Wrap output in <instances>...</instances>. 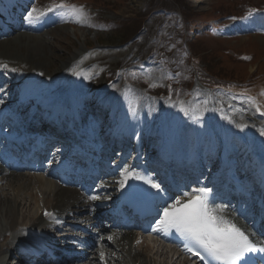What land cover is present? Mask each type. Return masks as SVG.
Returning <instances> with one entry per match:
<instances>
[{"label":"bare ground","instance_id":"bare-ground-1","mask_svg":"<svg viewBox=\"0 0 264 264\" xmlns=\"http://www.w3.org/2000/svg\"><path fill=\"white\" fill-rule=\"evenodd\" d=\"M194 1L198 4L205 3V0ZM18 3L22 4L21 7H19ZM24 4V2L21 3L19 0L0 1V11L5 13L7 17H2V22L0 23V114L5 116L3 126L10 127L16 121L25 120L29 112H38L40 116L51 118L53 116L52 107H55L63 98L70 100L76 95V97H82L83 100L81 102L86 104L90 112L94 113L96 117L103 119L92 121L91 125L95 129L106 130V128L114 125L115 128L119 127L120 131L124 133L126 129V132L131 136L133 135V139L137 143L149 140L150 146L157 147L162 145L163 149L155 154L154 159H163L164 156H167L171 164L169 165L168 163V166L176 167L179 164V169H184L187 165H192L195 170L197 165L204 164L205 170L202 176L196 177L192 175L186 180L191 187L196 179L200 178L203 180L211 171L215 172L219 169L217 179L223 182L228 181L229 178H225L227 175L230 177L231 174L240 175L241 173L249 172L250 174L247 178L239 180V184L243 185L247 191L250 190V193L252 192L249 188L253 179L259 174L251 172V166H253L255 159L250 158V153L252 152L253 157L256 153L264 155V129L259 128L264 126V124L254 120L252 117L250 119L253 122H246L240 119L238 117L239 112L250 115V112L245 107L235 109V106H232L233 110L227 113L221 107L224 102L218 101L217 106H219L216 108V112L210 100L206 101V105L203 106L202 102V105H200L199 97H193L191 103L192 105L196 104L197 108L188 106L190 108L188 119L190 123L201 129L190 133L189 136L180 137L179 134L183 133L185 129L186 132L190 131V129L181 127L183 131L179 132V120L185 115L186 104H179L174 109H170V107H165L161 103L151 104L146 102L144 98L133 90L120 85L105 89L99 81L92 80L95 71L92 68L86 69L91 64V61L86 58L85 53L82 51L73 52L64 63L53 68L50 73L41 72V69L46 71L44 66L46 67L47 63L43 61L33 65L31 63L28 65L29 67L25 66L30 60L24 61V59L32 58L33 55L36 56L33 50L38 45L42 46L41 42L43 46L50 44L44 37V34H47L48 31L45 30L46 32L42 33V30L55 21L43 20L36 22L40 24V28L36 30L31 27L21 26L19 18L24 10ZM14 9H16V12L13 11ZM39 19L40 17L34 21ZM83 23H86V21H83ZM12 24L18 27L16 31L10 28ZM4 29L5 31L3 32ZM231 29L247 30V26L242 23L231 27ZM20 47H31L32 51L22 53V55H11L12 50ZM17 56L21 59L18 60ZM104 58V55L96 56L94 62L96 64H104ZM22 61L24 63L19 65V62ZM14 73L16 74L14 75ZM47 103L49 104L48 106H46ZM21 109H27L25 116L21 113ZM118 115L122 117L119 123L115 119ZM126 121L132 123L129 130L127 125H125L129 122ZM208 123L213 124L218 133L222 135L223 144L218 141L220 138L207 144L199 140L203 135L209 138L215 136ZM239 125L246 127L250 135H247L248 131H241L237 134L236 132L239 130L237 126ZM29 127H31V123L24 125L25 130ZM19 132L18 130L14 131L15 134ZM107 135L103 134V136L98 138V147L94 153L103 156L100 152H105L107 145L103 144V139ZM154 135L161 138L151 142L150 139ZM112 138L115 139L114 137ZM193 139H196V142L191 147L188 141ZM163 140L164 142H161ZM116 141H119V135L116 137ZM232 142L236 144L235 148L230 147ZM176 145L183 146L187 152L181 162L175 161L174 158V147ZM191 148H194L195 152L204 153L201 154L200 162H197L191 156ZM126 149L127 153H132V157V145H126ZM141 149L143 153L146 152L143 146ZM105 153H109V151ZM230 153L234 155L245 154L243 158L232 161L227 158ZM129 159L130 157L124 156L115 160L129 166L132 164ZM97 162L98 164L100 163L99 161ZM230 165H235L236 168L230 167ZM121 167L118 169H122ZM119 175L109 178L106 184L107 190L110 189L108 195L103 196L99 204L90 202L89 204L92 206L90 207L89 205H84L85 199L79 194L80 192L77 189L58 186L56 180L50 174L28 171L15 173L0 165V264L5 263L6 254L20 247V240L32 239L33 242H37L41 233H49L52 230L50 224L54 220L60 221L69 218L70 221H68L70 223L76 220V223L80 224H83V222L85 224L93 221L97 222L96 215L101 213L103 209L109 205H118L116 197L122 193L124 188H121L120 181L127 176L122 170L119 171ZM167 178L168 180L165 184H159L161 188L169 187L171 180L181 178V174L173 172ZM208 186H211V182L208 183ZM214 188H217L216 184H214ZM170 191L174 192L175 189L170 188ZM100 204L103 205L101 206ZM46 212L50 215H45ZM113 218V215L109 216V219ZM99 228L96 227L93 231L100 234L107 229L106 226L101 225H99ZM110 232L113 233L111 244L106 243L105 237L97 240L98 244L101 245V253H96L97 255L94 256L97 259L105 257L107 260L108 257L111 258L112 254H115V260L118 264H186L184 260L177 259V257L174 258L173 252L175 250L168 245L163 246L157 243L152 237V239H141L142 242L135 246L134 242L137 238L133 232L115 229H110ZM25 256L29 257V255L24 254L19 255L17 264H22ZM77 257L80 256L78 255Z\"/></svg>","mask_w":264,"mask_h":264},{"label":"rangeland","instance_id":"rangeland-1","mask_svg":"<svg viewBox=\"0 0 264 264\" xmlns=\"http://www.w3.org/2000/svg\"><path fill=\"white\" fill-rule=\"evenodd\" d=\"M33 9V13L53 9L58 21L44 34L50 44L41 42L33 50L36 56L24 59L30 60L25 66L43 61L46 71L41 72L50 73L73 52L82 51L91 61L86 69L95 71L92 80L105 89L128 85L145 99L148 91L157 96L171 91L173 98L154 97L165 107L191 102L193 97L205 102L207 95L215 108L218 101L224 102L221 107L227 112L232 105L245 107L253 119L264 123V29H254L264 15V0H205L203 4L194 0H33L22 18ZM136 18L139 23L134 22ZM235 20L246 24L247 30H232ZM137 26L141 30L128 38ZM28 51L32 48L20 47L11 55ZM103 55L105 63L96 64V56ZM200 80L216 89H207ZM251 94H259L263 103L258 104ZM238 115L252 122L245 113Z\"/></svg>","mask_w":264,"mask_h":264},{"label":"snow or ice","instance_id":"snow-or-ice-1","mask_svg":"<svg viewBox=\"0 0 264 264\" xmlns=\"http://www.w3.org/2000/svg\"><path fill=\"white\" fill-rule=\"evenodd\" d=\"M58 7L63 8L64 5ZM51 10L53 9H49ZM34 11L35 9L29 11L25 19L29 21L38 19L33 16ZM124 172L128 173V170L125 169ZM135 178L141 177L135 174ZM145 182L159 192V184ZM124 184L125 181L121 180V188ZM209 192L207 188H199L195 189L191 195L184 193L185 196L190 195V198L183 203L177 199L164 207L153 231L174 230L186 242L185 250L199 256L205 264H211V261H216L218 264H238L251 253H264V246H258L235 223L219 215L222 209L209 207L207 200ZM45 215L50 214L46 212ZM197 249L202 250L206 255H202Z\"/></svg>","mask_w":264,"mask_h":264},{"label":"trees","instance_id":"trees-1","mask_svg":"<svg viewBox=\"0 0 264 264\" xmlns=\"http://www.w3.org/2000/svg\"><path fill=\"white\" fill-rule=\"evenodd\" d=\"M139 19H140V18H136V19L134 20V22L137 21V23H139V22H140ZM139 30H141V28L137 26V29H133V30L131 31V34H129L130 32L128 33V34H129V35H128V36H129L128 38L132 37V36H133L134 34H136ZM122 34H123V36H125L124 38L127 37V34H124V33H122ZM120 38H121V37H120ZM127 40H128V39H124V40H122V41L124 42V41H127Z\"/></svg>","mask_w":264,"mask_h":264}]
</instances>
